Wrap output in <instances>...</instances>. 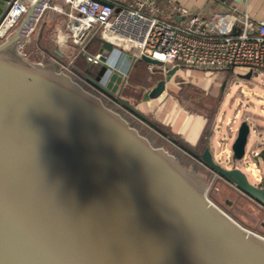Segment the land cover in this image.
Wrapping results in <instances>:
<instances>
[{"label": "water", "instance_id": "water-1", "mask_svg": "<svg viewBox=\"0 0 264 264\" xmlns=\"http://www.w3.org/2000/svg\"><path fill=\"white\" fill-rule=\"evenodd\" d=\"M9 1L0 0V18ZM19 2L27 14L0 42V264H264V237L209 199L204 176L55 65L20 51L44 2ZM102 68L105 85L74 70L154 127L122 98L126 77ZM177 70L148 97H159ZM249 133L240 123L232 161L243 158ZM178 144L264 206V188L238 168L218 165L209 147Z\"/></svg>", "mask_w": 264, "mask_h": 264}, {"label": "built area", "instance_id": "built-area-1", "mask_svg": "<svg viewBox=\"0 0 264 264\" xmlns=\"http://www.w3.org/2000/svg\"><path fill=\"white\" fill-rule=\"evenodd\" d=\"M19 1L10 0L0 18V42L13 33L27 14L28 8ZM27 1L35 3L37 0ZM42 1L41 11L27 30L20 51L27 55L24 48L31 44V36L46 16L52 13L54 18H62L63 24L53 36L56 48L51 53L44 52L37 43L32 42L31 46L36 50L34 54L38 57L36 62L52 63L104 103H109L116 111L138 121L140 120L134 114L74 70L80 59L85 63L84 72L89 71L86 72L89 75L103 66H109L122 73L126 79L130 67L142 56L156 60L165 67L180 63L186 67L201 69L243 68L246 73L254 68L264 70V20L257 21L256 28L252 30V19L245 12L239 16L231 9L232 11L219 14L220 27L217 28L205 24L197 17L191 18L187 26L159 18L154 14L155 0L139 1L134 6L123 4L122 0ZM94 45L97 50L91 52L89 47ZM103 46H109L111 51H101ZM71 47L77 48L80 54L66 56L64 49ZM153 67L154 65L148 64L150 72ZM108 73L100 76V84H106ZM125 83L121 82L119 85L122 91ZM233 132L236 133L237 129L234 131L232 125L229 127V134ZM256 134V130L250 129L249 136H257ZM226 141L227 139H222L219 147L227 148ZM261 146L264 147V139L259 140L255 150L251 151L252 158L259 156L256 150ZM222 149L219 155L226 152L227 158H230L231 148ZM246 156L245 150L243 158ZM191 159L209 169L200 160L194 157Z\"/></svg>", "mask_w": 264, "mask_h": 264}, {"label": "rangeland", "instance_id": "rangeland-1", "mask_svg": "<svg viewBox=\"0 0 264 264\" xmlns=\"http://www.w3.org/2000/svg\"><path fill=\"white\" fill-rule=\"evenodd\" d=\"M46 18L31 36V41L37 43L38 47L44 52L51 53L56 48L53 36L63 24V19L54 18L52 13L48 19ZM31 44L28 45V48L25 47L24 50L26 56H29L32 62H36L38 57L34 54L36 50ZM105 50L111 51V48L103 46L101 51ZM64 53L69 56L72 53L75 55L80 54V51L75 47H71L65 48ZM134 64L139 69L143 66L139 60H136ZM175 65L179 66L184 76L178 73L172 75L168 81L169 90L175 93L185 90L192 93V110L203 114L207 118L205 129L207 135L210 127L213 128L212 144L216 152L215 162L226 169L238 168L246 175L251 184L264 188V147L261 146L256 150L259 153L257 158L254 159L251 156V151L255 150L257 142L264 139V70L254 68L250 79L245 80L241 78V75L246 73L243 68L201 69L186 67L179 63H175L173 66ZM76 66L78 67V65ZM131 68L132 66L129 71H131ZM157 71L160 70L157 68L156 73L154 72L155 75L149 73L150 76L148 77H151L152 81L161 76ZM190 71H192L191 75H189ZM143 72L146 74L145 69ZM134 73L132 72L133 80L129 79L130 85L133 84ZM179 77L186 82L181 81ZM122 98L129 100L131 104L133 103L124 92H122ZM136 98L138 101L136 109L141 112L146 109L147 103L150 101L148 93ZM106 105L108 106V104ZM111 108L113 109V107ZM120 114L136 127L141 134L147 135V130L143 128L138 120L124 113ZM242 122H246L250 129L256 130L257 136H253L250 141L251 135L249 136L246 146V158L234 162L232 161V154L230 158H227L226 152L221 153V155H219V152L223 151L222 148L229 150L236 138L235 132L229 134V127L233 125V128L237 129ZM220 138H227V148L224 146L219 147V145L218 147L215 146V142ZM183 164H186L190 169H195L199 175L206 178L208 184L207 194L212 202L244 228L264 237V210L260 204L193 160H187Z\"/></svg>", "mask_w": 264, "mask_h": 264}, {"label": "crops", "instance_id": "crops-1", "mask_svg": "<svg viewBox=\"0 0 264 264\" xmlns=\"http://www.w3.org/2000/svg\"><path fill=\"white\" fill-rule=\"evenodd\" d=\"M139 1L143 0H122V3L134 6ZM231 9L239 16L244 12L247 13L252 19V23L250 24L252 30L256 28L255 23L257 21L264 20V0H155L154 14L159 18L166 19L182 26L189 25L191 18L197 17L205 24L208 23L218 28L220 27L218 15L232 11ZM48 18L49 15L47 19ZM234 31L238 32V30ZM27 58L30 60L29 56H27ZM139 61L144 67L141 66L140 69L136 68L135 62L133 63L122 91L129 96L135 107L138 102L136 97H141L147 93L149 94L156 83L165 78L167 71L170 69L177 67L178 70L175 72V75L178 73L184 76L183 71L180 70L178 65L166 67L163 65H154L152 72H150L148 64L141 59ZM78 63L81 64V66L78 64L79 69L85 71V63L83 60L80 59ZM157 68L160 70L157 71V73L159 72L161 76L152 81L151 77L148 76H150V74L155 75ZM144 69L146 74L143 72ZM132 72H135V78L133 84L130 85L129 79H132ZM191 74L192 71H190L189 75ZM179 78L181 81L184 80L181 77ZM169 88V83L166 82L163 93L155 99L149 98L150 103L148 102L146 109L141 111V113L146 115L150 122L155 125L152 127L149 123H145L139 119L140 121L138 122H140L143 128L148 132V134L144 136L148 137L153 145L157 143L158 146L163 147L167 151L173 150L180 156L190 158L186 152L181 149L178 142L188 145L190 148L198 151H203L205 147H209L213 157H215L216 152L212 144V127H210L209 134L204 144H200V139L206 129L207 118L203 114L192 110V93L186 90L175 93L170 91ZM233 129L235 131V128ZM252 137L253 136L250 137L249 141ZM222 139L227 138H220L217 140L215 142L216 147H218Z\"/></svg>", "mask_w": 264, "mask_h": 264}, {"label": "trees", "instance_id": "trees-1", "mask_svg": "<svg viewBox=\"0 0 264 264\" xmlns=\"http://www.w3.org/2000/svg\"><path fill=\"white\" fill-rule=\"evenodd\" d=\"M89 50L91 51V52H95L96 50H97V46H92V47H89ZM80 66H81V64L80 63H78ZM148 134V133H147ZM209 134V133H208ZM143 135V134H142ZM207 133L206 132H204L203 133V135H202V137H201V139H200V144H204V142H205V139L207 138ZM154 146H158V144L157 143H155V145ZM170 153H172V154H174V155H178L176 152H174L173 150H170L169 151ZM183 163L185 162V161H187L186 159H182L181 160Z\"/></svg>", "mask_w": 264, "mask_h": 264}, {"label": "flooded vegetation", "instance_id": "flooded-vegetation-1", "mask_svg": "<svg viewBox=\"0 0 264 264\" xmlns=\"http://www.w3.org/2000/svg\"><path fill=\"white\" fill-rule=\"evenodd\" d=\"M5 9V8H4ZM86 68V67H85ZM102 70H104L103 68H101L100 70H98V71H96V72H94V73H91V76L94 78V79H96V80H98L99 78H100V76L103 74L102 72H100V71H102ZM86 72H89V71H87L86 70ZM106 104H108V106H110V107H113V106H111L109 103H106ZM179 158H180V160H182V159H186V160H189V161H191L192 159L191 158H188V157H185V156H180V155H177ZM262 209L264 210V206H262ZM264 225V224H263Z\"/></svg>", "mask_w": 264, "mask_h": 264}]
</instances>
